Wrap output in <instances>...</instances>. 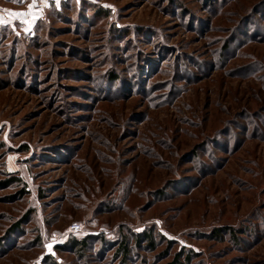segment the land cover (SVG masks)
<instances>
[{
  "label": "rangeland",
  "instance_id": "rangeland-1",
  "mask_svg": "<svg viewBox=\"0 0 264 264\" xmlns=\"http://www.w3.org/2000/svg\"><path fill=\"white\" fill-rule=\"evenodd\" d=\"M0 264H264V0H0Z\"/></svg>",
  "mask_w": 264,
  "mask_h": 264
},
{
  "label": "trees",
  "instance_id": "trees-1",
  "mask_svg": "<svg viewBox=\"0 0 264 264\" xmlns=\"http://www.w3.org/2000/svg\"><path fill=\"white\" fill-rule=\"evenodd\" d=\"M84 242H82V244H83ZM122 250H124V252H125V255H126V253H127V251H128V249L126 248V246H125V244L123 243L122 244V248H121Z\"/></svg>",
  "mask_w": 264,
  "mask_h": 264
},
{
  "label": "snow or ice",
  "instance_id": "snow-or-ice-1",
  "mask_svg": "<svg viewBox=\"0 0 264 264\" xmlns=\"http://www.w3.org/2000/svg\"><path fill=\"white\" fill-rule=\"evenodd\" d=\"M15 15H20V13H16Z\"/></svg>",
  "mask_w": 264,
  "mask_h": 264
}]
</instances>
